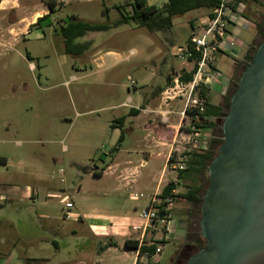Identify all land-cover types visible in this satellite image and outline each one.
Masks as SVG:
<instances>
[{
    "label": "rangeland",
    "instance_id": "1",
    "mask_svg": "<svg viewBox=\"0 0 264 264\" xmlns=\"http://www.w3.org/2000/svg\"><path fill=\"white\" fill-rule=\"evenodd\" d=\"M143 1L158 9L168 2ZM49 3L56 4L53 10ZM135 3V0H0V45H4L0 47V159L4 160L0 163V203L14 206L0 210V264H26L27 258L36 256L39 250L51 257L54 251L46 241L52 239L51 227L57 224L80 227L81 222L77 225L67 219L62 209L67 202L90 209L92 189L103 185L102 180L92 178L90 171L110 163V153L116 152L113 150L118 134L113 124L126 112L121 105L129 104V96L136 105V89L143 97L152 74L157 76L153 83H158L160 70L181 68L183 61L178 57L189 44L191 23L199 27L203 21L197 22L198 19L207 16V11L202 10L175 17L169 36L174 43L172 47L165 35L150 34L132 22L120 23L122 17L132 14ZM241 5L243 16L253 28L240 33L231 30L238 35L241 49L247 50L252 45L250 55L264 39V0H243ZM42 13L46 14L23 39L20 33L33 17ZM75 20L102 24L108 29L88 33V38L74 39L67 48L63 29ZM167 49L169 56H157ZM164 58L166 64H162ZM245 63L242 57H217L215 69L219 79L232 76L227 97L233 95ZM177 74L181 72L171 78L175 80ZM217 101L211 95L210 102ZM112 107L118 108L111 110ZM211 137L220 138L218 129ZM184 147V152L191 149L187 144ZM173 160V166H177L180 157L176 155ZM154 164L156 170H162L165 161L156 160ZM196 186L207 190L206 175L198 178ZM29 190L39 202L24 197ZM136 194L144 198L136 199ZM59 197L66 198L64 206ZM110 197L115 205L124 207L126 203L130 212L141 214L140 206L151 193L142 189L113 193ZM137 206L139 209L135 211L133 208ZM136 217L139 219L138 213ZM198 221L196 209L190 232L198 233ZM74 246L52 258L50 264L83 259L85 254L76 252ZM165 246L162 264H171L176 247Z\"/></svg>",
    "mask_w": 264,
    "mask_h": 264
},
{
    "label": "crops",
    "instance_id": "2",
    "mask_svg": "<svg viewBox=\"0 0 264 264\" xmlns=\"http://www.w3.org/2000/svg\"><path fill=\"white\" fill-rule=\"evenodd\" d=\"M243 9V5H240L237 19L233 22L234 25L231 26V29H236L237 33L242 32L243 29L249 30L253 28L252 23L243 16L245 14ZM45 14H37L32 18V21L20 33L23 39L30 34L40 18ZM207 17L208 15L204 19H198L197 22L205 21ZM236 23H239V26ZM191 24L193 25V29L197 28L194 23ZM67 27L68 25L65 28ZM87 34L84 36L85 38H88L86 37ZM258 35L257 31L256 40H258ZM236 36L238 37V35ZM14 41L17 42V39H14ZM248 47L247 50L241 49L242 47L238 48L241 50L242 62H246V58L249 55L248 51H250L249 49L252 48V45ZM166 53H168V49L165 53L163 50L159 51L157 56H169ZM175 57L177 56L175 55ZM95 60L97 61V59ZM163 63L166 64L167 59L164 58ZM31 68H35L33 63L31 64ZM194 71L195 64L192 61H183L181 68L178 70L174 67H171L168 71L160 70L158 72L159 77H161L160 82L153 83V80L157 76L156 74H152L146 82L145 92H142L144 93L143 97L136 89V105H133L134 100L131 96L128 97L129 104L123 103L121 105V107L126 109V112L117 117L113 124V128L118 134L116 136L118 139H115L117 140V145L113 150L116 152L110 153V157H112L110 163L105 164L103 168L95 166L90 171L92 178L103 181L101 187L92 189L93 195L90 209L87 211L78 204H73V208L71 209H62L65 215L66 213H70L71 218L69 219L71 221H74L76 224L80 221V227L67 228L65 225L60 226L58 224L57 227H51L50 234L53 235L52 239H43V241L46 240L51 243L54 251L53 255L51 257L44 256L41 250H39L36 256L26 257V264H50L52 258L56 259L62 253L65 254L66 251H69L72 244L75 245L74 249H76V252L85 254L82 257L83 259H73L68 262L63 261L60 264H144L147 261L146 255L148 253L142 254L140 248H150L153 245H156V248L159 246L163 248V253L159 257V264H162L165 245L174 244L176 255L171 261L172 264L184 245L187 243L191 245L198 244L199 237L197 233L190 232L189 230L194 224L196 208L187 200L182 199L173 202L172 206L168 208L171 221L167 228L160 231L156 226L147 225L141 218L139 211L130 212L126 203L124 207L115 205L110 197L113 193H131L134 190L142 189L151 193V196H155L160 193L162 194L164 188L170 183H174L176 186L173 195H184L190 188L197 187L196 182L203 175L195 176L192 173H187L183 174L180 178L179 172L175 170L176 166H173V159L176 155L181 159L184 154V141L188 130L187 124L189 123V120H186L184 124L181 123L179 113L182 111V102L176 101L172 104V107H165L162 103L158 104L162 92L173 84L172 74L181 72L176 77L181 78L185 74L194 73ZM231 80L232 76L228 78L222 77V79L218 77L211 88L204 90L209 95L208 105L219 107L224 104L223 100L226 98ZM211 95L218 98L217 103L210 102ZM118 107H112L111 110ZM133 111L138 113L133 114ZM169 112H172L169 122L164 123L162 117ZM208 119L215 122L213 118ZM199 130L200 138L204 142H202V148L195 151H206L210 146L212 141L211 135L215 129L209 125H200ZM123 145L124 148H122ZM161 159L165 161V164L162 170H156L154 163L156 160ZM95 172L99 177L94 175ZM198 187L201 188L200 186ZM82 189L83 187L80 186L79 192ZM56 195L59 196L60 194ZM24 197L39 202L38 199L35 200L34 192L31 193L30 190L24 193ZM65 199L59 197L58 200L63 205ZM5 201L7 202V199ZM44 204H48V202ZM13 207L11 203H0V210ZM147 207V201L140 206L142 211ZM133 209L136 211L139 207L137 206ZM137 213L139 219L136 217ZM174 213L178 217L175 218ZM83 225L87 226L89 230L82 228L84 227ZM66 238L67 240L64 242ZM130 240L139 243L137 250L125 248V242ZM11 260L13 259L10 258V263Z\"/></svg>",
    "mask_w": 264,
    "mask_h": 264
},
{
    "label": "water",
    "instance_id": "3",
    "mask_svg": "<svg viewBox=\"0 0 264 264\" xmlns=\"http://www.w3.org/2000/svg\"><path fill=\"white\" fill-rule=\"evenodd\" d=\"M201 207L204 249L186 264H264V41L222 124Z\"/></svg>",
    "mask_w": 264,
    "mask_h": 264
},
{
    "label": "built area",
    "instance_id": "4",
    "mask_svg": "<svg viewBox=\"0 0 264 264\" xmlns=\"http://www.w3.org/2000/svg\"><path fill=\"white\" fill-rule=\"evenodd\" d=\"M242 1L220 0L212 16H208L202 25L193 29L190 43L179 56V59L183 61L194 62L193 78L188 83H183L180 78H176L173 84L161 94V101L165 107H169L170 103L176 101L182 102V111L179 113L181 123L184 124L186 120H189L185 144L191 149L184 152L175 167L178 172L186 169L187 154H192L195 150L202 148L199 126L202 125V118L207 111L209 99L208 93L204 90L211 88L218 78V72L215 69L217 57L219 55L235 59L241 57V50L238 49L241 48L240 42L231 30V26L237 19L238 8ZM171 114L172 112H169L162 117L164 123L169 122ZM134 197L144 198L143 195L138 196L137 194ZM147 201L148 207L141 212V218L147 225L156 226L157 229L163 231L171 221L168 208L174 202L173 196L163 197L160 193L147 197ZM65 207L71 209L73 204L68 202ZM66 218H71L70 213H66ZM162 253L163 248L157 247L153 255L150 253L146 255L147 261L144 264H159V257Z\"/></svg>",
    "mask_w": 264,
    "mask_h": 264
},
{
    "label": "trees",
    "instance_id": "5",
    "mask_svg": "<svg viewBox=\"0 0 264 264\" xmlns=\"http://www.w3.org/2000/svg\"><path fill=\"white\" fill-rule=\"evenodd\" d=\"M135 1L136 3L133 6L132 14L129 17H122L120 23L128 24L129 22H132L136 27L144 28L150 34L165 35L170 46L174 45L173 41L169 39V36H171L170 34L173 28V19L175 17L183 16L188 13L201 10L207 11V15L212 16L213 11L218 7L220 3V0H168V2L163 6V8L158 9L156 7H148L143 0ZM55 5V3L48 4L50 10H53ZM37 25L38 23L35 26ZM191 28L193 29V25ZM107 29L108 28L102 24H94L77 20L75 23L70 22L68 27L63 29V38L66 41L67 48H69L72 40L82 38L87 33H98L103 32ZM255 53L248 55L243 71H245L246 68L251 64ZM28 59L29 61L32 60L29 55ZM193 75L194 73L185 74L180 78V81L183 83H188L192 80ZM238 84L239 82L235 85L233 89V95L238 90ZM233 95L231 97L226 96L225 102L222 106L214 107L208 105L207 111L202 118V126L209 125L210 127L214 128L215 131L218 129V131L220 132V138L216 140L212 139L210 146L206 151H194L192 154H187V156H189L186 163L187 168L184 171L179 172L180 178L183 176V174L187 173H192L195 176H204L205 174L207 177V189L209 188L210 182L208 177V170L211 163L217 156L219 148L223 144L224 134L222 130V124L230 112L231 98L233 97ZM132 113L137 114L138 112L133 111ZM208 118L215 119V122H212ZM219 124H221V128H219ZM0 163H4V160L0 159ZM94 175L99 177L96 172L94 173ZM175 190V184L170 183L164 188L162 195L163 197L173 196L174 202L182 199L187 200L194 208L198 210L199 214V221L196 224V228L198 231L197 236L199 237L198 244L191 245L190 243H187L180 249L176 257V260H183L184 264H186L191 257L198 254L202 249H204L206 244V241L202 237L200 228L201 207L204 202L206 190L203 191L202 188L192 187L184 195H173V192ZM124 246L127 249L137 250L139 243L130 240L126 241ZM155 251L156 245H153L150 248H140V252L142 254L150 253L153 255Z\"/></svg>",
    "mask_w": 264,
    "mask_h": 264
},
{
    "label": "flooded vegetation",
    "instance_id": "6",
    "mask_svg": "<svg viewBox=\"0 0 264 264\" xmlns=\"http://www.w3.org/2000/svg\"><path fill=\"white\" fill-rule=\"evenodd\" d=\"M0 47H4V45H0ZM172 264H184L183 260H175Z\"/></svg>",
    "mask_w": 264,
    "mask_h": 264
}]
</instances>
